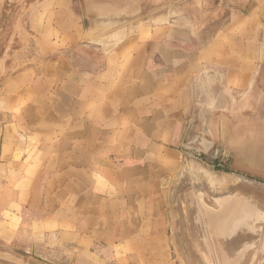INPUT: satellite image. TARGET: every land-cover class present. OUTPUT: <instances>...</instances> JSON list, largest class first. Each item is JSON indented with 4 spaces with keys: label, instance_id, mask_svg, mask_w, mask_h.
I'll list each match as a JSON object with an SVG mask.
<instances>
[{
    "label": "crops",
    "instance_id": "obj_1",
    "mask_svg": "<svg viewBox=\"0 0 264 264\" xmlns=\"http://www.w3.org/2000/svg\"><path fill=\"white\" fill-rule=\"evenodd\" d=\"M28 2L39 58L0 83V238L166 263L178 144L249 91L264 0H165L104 36L71 0Z\"/></svg>",
    "mask_w": 264,
    "mask_h": 264
},
{
    "label": "rangeland",
    "instance_id": "obj_2",
    "mask_svg": "<svg viewBox=\"0 0 264 264\" xmlns=\"http://www.w3.org/2000/svg\"><path fill=\"white\" fill-rule=\"evenodd\" d=\"M163 1L165 0H94L93 3H90L88 0H71V9L85 29L95 32L98 36H104L114 31V29L134 26L139 22L142 24L143 15L159 9ZM30 13L31 8L28 0H0V83L17 68L27 63H36L39 58L30 30L28 20ZM255 69L257 77L252 88L253 94L256 93L257 100L264 101V17L262 53ZM253 100L254 97H251L248 101L253 103ZM255 106L248 105L246 107L247 112H243L241 115L242 123L239 122L240 114L231 111L228 114L230 117L229 128L217 129L218 123L216 122L217 126L206 129L209 136H212L214 128L217 127L214 130L216 132L214 148L220 151L221 158L218 163H212L203 156L186 152L187 156L178 164L174 174L167 177L163 197L165 199L164 209L168 226L169 256L166 263L163 264H264V220H262L264 218V184L242 177L241 172L229 165L237 159H242L244 155L245 158L254 159V161L257 158L261 165L264 164V143L261 145L253 144L255 138L258 137L253 134L260 128V124L264 120V104L257 108ZM257 111H260V114L256 115ZM200 115L203 116L204 114L201 113ZM220 115L223 116L224 114ZM210 116L213 117V114ZM214 116L218 120V114ZM219 124L222 126L221 121ZM240 127L242 128L240 129ZM240 132L247 133V144L244 145L245 151L243 153L238 152L237 144L226 142V133L227 135L239 137ZM218 134L219 139H217ZM201 136H203L202 133L199 138ZM243 139L245 140V138ZM191 142L199 148L203 147V144L196 139H191ZM256 146H259L258 150H256ZM184 175L188 178V181ZM175 195L178 196L175 197ZM240 197L244 199L243 202H241L242 198ZM245 199L247 202L250 200L249 202L252 203L253 210L250 211L251 208L249 209L250 214L246 209L249 202L247 203ZM230 201L236 203L232 202L234 205L232 203L230 205ZM223 206L228 210L224 209L225 211H223ZM236 206L238 208H234ZM239 206L244 208L245 213H242L244 211ZM229 209L233 211L237 209L235 212L242 211L240 213L231 211L232 214H228ZM254 209L255 211L258 209L260 211L259 215H261L259 216L260 221L256 223L259 230L256 227V229L254 227L250 228L249 231L252 229L255 231L252 230L254 235L251 234L252 231L249 232V236L256 241L254 243L251 240L248 241L247 246L244 237L240 238L243 240V242H240L241 244L235 240L232 242V238L227 245V240L231 237L228 233L232 227H228L232 225L230 221L242 219L240 216L244 214H248L243 216L246 222L255 219L257 213ZM252 212L254 213L253 216L255 215L254 218ZM224 213L230 215V219ZM249 215H251L250 219ZM226 220L227 222H225ZM254 221L256 222V220ZM233 223L235 229L236 222ZM221 228H225V232L223 230L220 232ZM232 230L231 228L230 231ZM225 233L228 235H225L228 239L224 237ZM221 237H224L223 240H220ZM220 243H223V246ZM234 245L237 247L234 248ZM220 248H225V251ZM200 250L203 251V254ZM240 251H244L243 254ZM39 255L52 258L62 264H118L110 257L88 256L82 258L73 249L40 247L37 245L22 246L20 242L10 238H0V264H54L43 260ZM120 259L118 258V262L122 261ZM132 259H135V263L136 258ZM132 262L130 264H134ZM119 264H122V262Z\"/></svg>",
    "mask_w": 264,
    "mask_h": 264
},
{
    "label": "water",
    "instance_id": "obj_3",
    "mask_svg": "<svg viewBox=\"0 0 264 264\" xmlns=\"http://www.w3.org/2000/svg\"><path fill=\"white\" fill-rule=\"evenodd\" d=\"M90 3H93L94 0H88ZM92 1V2H91ZM85 7H86V2L84 3ZM138 15V14H137ZM137 24V23H136ZM256 77L257 74H255L254 80L252 81V84L249 88V91L244 94V96H242V100H241V104L237 105L236 102L234 104H232V106L228 107V110L224 113V117L226 119L225 122V128H229L230 127V117H229V113L231 111H235L238 112L240 115L239 118V122L242 123L243 119L241 118V115L243 114V112H247L246 107L248 105L253 106L256 105L255 107H260L264 104L263 100H257V95L256 93L253 94V85L256 82ZM251 91H252V95H251ZM254 97L253 103H251L250 98ZM251 103V104H250ZM260 111L256 112L257 114ZM201 112L196 111L195 112V117L193 118V120L191 122L188 123V127L185 131V134L181 140V142L178 144V147L182 148L183 150H185L186 152H191L197 156H203L206 160L212 162V163H218L220 161L221 155H220V151L217 148H214L215 146V142H216V132L214 131L217 127V129L222 128L221 125L219 124L220 121L222 120V116L220 114H218V120H216V122L218 123V126L215 122L214 126L216 125L217 127L214 128L212 136H209L208 132L202 129V128H195V124H197L201 118L203 116H205L206 114H204L203 116L200 115ZM203 114V113H202ZM222 114V113H221ZM215 115V114H214ZM216 119V116H214ZM222 122V121H221ZM246 123V120H245ZM264 124V120L261 122L260 124V128L256 130L255 134H253L255 137V141L253 142V144L255 143L256 145H261L264 143V129H263V124ZM227 125V126H226ZM243 127V126H242ZM240 127V129L242 128ZM213 128V127H211ZM224 128V129H225ZM244 128V127H243ZM201 133L203 134V136H201V138H199V136L201 135ZM206 133V134H205ZM240 132L239 137H237L236 135L231 136L230 134L227 135L226 133V142L228 144L230 143H234L237 144V150L239 153H243L245 151V147L244 145L247 144V133ZM215 136V137H214ZM219 134L217 135V139H219ZM245 138V140L243 139ZM191 139H196L199 142H201L203 144V147L199 148L197 146H195L192 142ZM219 143V141H218ZM259 146H256V150H258ZM212 152V153H211ZM232 168H234L235 170L239 171L242 173V177H245L249 180H253L256 181L258 183L264 184V164L261 165L258 162V159L256 158L255 161L254 159H247L244 157H242V159H237L234 163L229 164ZM37 255V254H36ZM40 258H42L45 261L54 263V264H62L61 262L55 261L54 259H50V258H46L44 256L39 255Z\"/></svg>",
    "mask_w": 264,
    "mask_h": 264
},
{
    "label": "bare ground",
    "instance_id": "obj_4",
    "mask_svg": "<svg viewBox=\"0 0 264 264\" xmlns=\"http://www.w3.org/2000/svg\"><path fill=\"white\" fill-rule=\"evenodd\" d=\"M257 121H258V120H257ZM260 121H261V120H260ZM256 123H257V122H256ZM182 174H183V173H182ZM182 174H181V175H182ZM184 177H185V175H184ZM182 178H183V177H182ZM185 178H187V177H185ZM180 180H181V179H180ZM183 180H184V179H183ZM185 180H186V179H185ZM187 181H188V178H187ZM179 182H180V181H179ZM185 182H186V181H185ZM182 183H183V182H182ZM195 184H196V183H195ZM193 186H194V184H193ZM198 187H199V186H198ZM174 190H176V189H174ZM179 190H181V189H179ZM179 190H178V191H179ZM172 193H173V192H172ZM175 194H176V193H175ZM177 194H178V193H177ZM176 196H178V195H175V197H176ZM243 197H244V196H243ZM240 198H242V197H240ZM174 199H175V198H174ZM197 199H199V198H197ZM246 199H247V197H246ZM246 199H245V200H246ZM238 200H240V199H238ZM241 200H242V201H241ZM241 200H240V201L243 202L244 199L242 198ZM247 200H248V199H247ZM247 200H246V202H247ZM251 200H252V199H251ZM249 201H250V200H249ZM249 201H248V202H249ZM232 202H233V201H232ZM232 202L230 201V205H231ZM246 202H244V204H246ZM248 202H247V203H248ZM233 203H236V202L234 201ZM233 203H232V204H233ZM238 203H239V202H238ZM240 204H242V203H240ZM240 204H239V205H240ZM251 204H252V203L249 202L250 207H249V205L246 204L247 207H248V208H246V209H248V211H249L250 208H251L250 211L253 210V209H252L253 207H251ZM221 205H222V204H221ZM233 205H234V204H233ZM236 205H238V204H236ZM224 207H225V206H223V211H225L224 209H226V208H224ZM244 207H245V206H244ZM220 208H222V206H220ZM229 208H230V207H229ZM234 208H238V207L236 206V207H234ZM239 208H240V206H239ZM230 209H232V208H230ZM230 209H229V210H230ZM240 209L243 210L244 208L242 207V208H240ZM227 210H228V208L226 209V211H227ZM234 210H235V209H234ZM236 210H237V209H236ZM236 210H235V211H236ZM238 210H239V209H238ZM242 210H240V211H242ZM221 211H222V210H221ZM231 211H233V210H230V212H227V213H228V214H232ZM235 211H233V213H238V212L240 213V211H237V212H235ZM243 211H244V210H243ZM250 211H249V214H250ZM254 211H255V209H254ZM254 211H253V212H254ZM261 211H262V210H261ZM253 212H252L251 214H252V217L254 218L255 215L253 216V214H254ZM255 212L257 213V214L255 213V214H256L255 219H252V220H251V219H250V218H251V215H249L248 217H249L250 220H247V222H246L245 219H243V218H244L243 216H245L246 214L240 216L242 219H238V220H237V219L234 220V219L232 218V217L234 216V214L232 215L231 218H232L234 221H232V220H231V221L228 220V221H230V222L232 223V225H229L228 227L230 228V226H232L231 228L233 229L232 231H230V229H231V228H230V229H229V232H228V233L231 235V237H230V235H229V237H230L231 239H230V238L228 239L227 237H225V235L228 236L226 233L224 234V237H225L226 239H228V240H227V243L225 242L227 245H228V242H229L230 240H232V238H233L232 242H234V240H235V241L239 242V244H241L240 242H243V240L240 239V238L244 237V240L246 241V243L244 242L245 245H246V244L248 243V241H250V240L253 241L252 243H254V241H256V240H254L253 238H251V237L249 236V235H250L249 232H251L252 230H254V229H252L251 231H249V229H250V228H253V227H254V228H255V227L257 228L256 223H258V221H260V220H259V216H261V215H259L260 211H258V209H257V211H255ZM242 213H245V211L242 212ZM246 213H248V212H246ZM224 214H225V216L227 215V217L230 219V217H229L230 215L228 216V214H226V213H224ZM221 215H222V214H221ZM240 215H241V214H240ZM247 215H248V214H247ZM247 215H246V216H247ZM236 216H237V214H236ZM220 217H222V216H220ZM234 218H236V217H234ZM247 219H248V218H247ZM243 220H244V222H243ZM254 220H256V222H255ZM262 220H264V218H263ZM225 222H227V220H226ZM230 222H228V223L230 224ZM233 222H236V223H235V227H236L235 229L233 228V227H234V226H233V224H234ZM250 222H251V223H250ZM236 224H237V225H236ZM254 225H255V226H254ZM228 227H227V224H226V229H227ZM256 228H255V229H256ZM258 228H259V227H258ZM258 228H257V230H259ZM261 228H262V227H261ZM218 230H219V229H218ZM222 230L224 231L225 228H224V229L221 228L220 232H221ZM227 230H228V229H227ZM254 231H255V230H254ZM254 231L251 232L252 235H254V234H253ZM224 232H225V231H224ZM256 232H257V231H256ZM262 232H263V231H262ZM222 233H223V232H222ZM222 233H219V234H222ZM255 235H256V234H255ZM217 236H218V235H217ZM218 237H219V236H218ZM224 237H223V238H224ZM202 238H203V237H202ZM202 238H201V239H202ZM223 238L221 237L220 240H221V239L223 240ZM238 238H239V240H238ZM255 238H256V237H255ZM252 239H253V240H252ZM192 240H193V239H192ZM203 240H204V239H203ZM220 240H218V241L220 242ZM241 240H242V241H241ZM204 241H205V240H204ZM224 241H225V239H224ZM232 242H231V243H232ZM258 242H260V241L258 240ZM223 243H224V242H223ZM223 243H222V244H223ZM229 243H230V242H229ZM220 244H221V243H220ZM222 244H221V245H222ZM245 245H244V246H245ZM218 246H220V245H218ZM222 246H223V245H222ZM222 246H221V247H222ZM224 246H225V245H224ZM247 246H248V244H247ZM197 247H198V245H197ZM226 247H227V246H226ZM235 247H237V246L234 245V248H235ZM198 248H199V247H198ZM220 249H223V248H220ZM220 249H219V250H220ZM224 249H225V248H224ZM224 249H223V251H225ZM226 249H227V248H226ZM235 250H236V249H235ZM200 251H201V250H200ZM221 251H222V250H221ZM223 251H222V252H223ZM245 251H246V250H245ZM198 252H199V251H198ZM201 252H202V254H203V251H201ZM243 252H244V251H243ZM243 252L240 251L241 254H243ZM247 252H248V251H247ZM204 253H205V252H204ZM245 253H246V252H245ZM224 254H225V252H224ZM241 254H240V255H241ZM221 255H222V254H221ZM243 256H244V255H243ZM201 260H202V259H201ZM205 260H206V259H205ZM207 262H209V261H207ZM224 263H225V262H224ZM211 264H212V263H211Z\"/></svg>",
    "mask_w": 264,
    "mask_h": 264
}]
</instances>
